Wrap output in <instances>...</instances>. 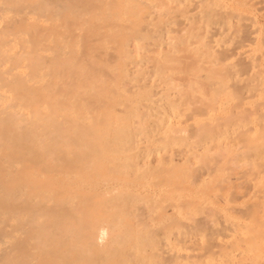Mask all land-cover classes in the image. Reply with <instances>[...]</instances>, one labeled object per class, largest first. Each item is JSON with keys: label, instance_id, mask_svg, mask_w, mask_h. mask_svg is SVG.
Masks as SVG:
<instances>
[{"label": "rangeland", "instance_id": "rangeland-1", "mask_svg": "<svg viewBox=\"0 0 264 264\" xmlns=\"http://www.w3.org/2000/svg\"><path fill=\"white\" fill-rule=\"evenodd\" d=\"M89 1L80 20L33 18L38 25L27 36L34 41L35 28L54 27L71 43L73 37L74 55L85 70L97 71L82 90L103 93L114 124L125 119L126 127H92L106 152L95 160L102 164L100 182L110 159L162 164L157 173L120 175L132 184L121 189L129 202L106 206L117 211L107 245L132 249L100 264H264V0ZM29 104L17 109L25 118ZM116 129L129 144L105 151L104 140ZM28 165L20 159L17 167ZM95 192L85 196L101 203L107 194ZM96 204L100 216L111 214ZM122 230L128 234L114 235Z\"/></svg>", "mask_w": 264, "mask_h": 264}, {"label": "bare ground", "instance_id": "bare-ground-1", "mask_svg": "<svg viewBox=\"0 0 264 264\" xmlns=\"http://www.w3.org/2000/svg\"><path fill=\"white\" fill-rule=\"evenodd\" d=\"M95 1L93 4L97 3ZM97 1L99 5L101 0ZM89 2V0H0V264H98L100 260L106 262L109 257H123L125 253L131 251V247H128L130 250L117 246L111 248L112 242L107 245L111 240H108L110 235L114 233L111 234L112 230L109 231V226L112 225L110 221L117 214V211L113 212L116 207L113 203L118 201V205L121 206L123 203L125 206V203L129 202V196L121 198V189L123 186L131 189L132 184L124 183L120 175L134 174L135 177H141L161 171L160 162L155 165L147 162L140 165L114 158L110 159L108 166L104 168L107 174H104L103 178L106 179L108 176L107 180L102 179L104 182H100L102 176L97 170L100 168L97 167H101L102 164L99 162V166H96L95 160L100 154L106 155V152L103 153L101 145L104 142H98L94 127L106 122H109L110 127H126L125 119L120 117L114 124L109 116L112 109L103 103L105 102L103 93L98 95L96 92L87 93L82 90L89 75L93 76L97 71H93L92 68L85 70L84 63L78 58L79 55H74L77 51L73 50V47L76 48L73 37L71 43L66 35L65 37L62 33H56V28L43 29L39 26L37 27L40 31L38 28L34 29L35 34L36 32L38 34L37 39L31 41L27 36L31 33L30 29L33 30L34 25H38L35 21L36 24L31 22L33 18L48 21L66 15L76 17L77 20L79 17L80 20V17L87 13ZM93 4L90 6L91 10L88 9L89 13L94 10ZM107 7L105 9L109 11L111 7ZM97 9H100L99 6ZM67 26L65 25V28ZM205 45L207 47L206 43ZM128 49L125 51L127 56ZM174 57L180 58L181 55ZM167 58L165 55L167 62L173 59L171 56ZM26 67L28 72L25 71ZM19 68H24V72ZM26 101L30 103V108L32 107L29 118H25L24 114L17 110ZM98 109L100 111H97ZM156 109L157 113L159 109ZM122 133V129H116L110 134L108 132L105 138L107 140L103 139L105 144L108 141L104 146L105 151L113 144H120L119 146L121 143L129 144L119 139ZM89 135L94 139L88 138ZM2 148L4 150H1ZM20 159L29 161V165L19 169L17 166ZM90 165L94 170L90 169ZM88 171H91L89 173H92L94 178ZM87 178H90V181ZM86 180L93 184L89 185ZM91 188L92 198L97 190L107 194L101 203H99L101 200L97 202L90 200L91 195L87 197V193L90 192L86 191ZM127 189L123 192L129 193ZM93 203L105 205L104 207L111 204L113 210L106 208L108 211L112 210L114 214L102 210L105 215L100 216L96 213L98 205L96 204V207ZM90 204L92 209L97 208L90 210L96 213H94L96 218L94 214H92L94 217L89 215ZM116 209L121 211L119 208ZM99 211L100 208L97 212ZM115 233L114 235L120 237L127 235L128 231ZM103 262L101 261V264Z\"/></svg>", "mask_w": 264, "mask_h": 264}]
</instances>
